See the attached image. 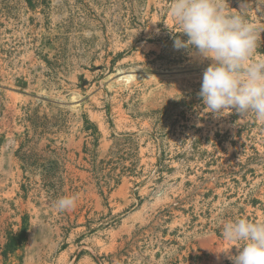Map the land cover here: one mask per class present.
I'll use <instances>...</instances> for the list:
<instances>
[{"label": "rangeland", "instance_id": "374dc122", "mask_svg": "<svg viewBox=\"0 0 264 264\" xmlns=\"http://www.w3.org/2000/svg\"><path fill=\"white\" fill-rule=\"evenodd\" d=\"M170 3L0 0V264H233L264 220V120L208 112ZM228 3L264 58V0Z\"/></svg>", "mask_w": 264, "mask_h": 264}, {"label": "clouds", "instance_id": "9594fccd", "mask_svg": "<svg viewBox=\"0 0 264 264\" xmlns=\"http://www.w3.org/2000/svg\"><path fill=\"white\" fill-rule=\"evenodd\" d=\"M247 6L242 4L241 10ZM229 8L228 0H171L168 11L180 29L171 31L187 37H176L174 48L188 50L200 62L210 61L199 91L208 112L220 116L235 110L264 120V58L253 59L262 30ZM77 201L76 196H64L55 207L72 210ZM222 234L234 243L219 252L229 254L233 264H264V220L230 221ZM233 246L236 255L230 254Z\"/></svg>", "mask_w": 264, "mask_h": 264}, {"label": "trees", "instance_id": "16d2710c", "mask_svg": "<svg viewBox=\"0 0 264 264\" xmlns=\"http://www.w3.org/2000/svg\"><path fill=\"white\" fill-rule=\"evenodd\" d=\"M18 243H19V242L16 240L15 236L10 235V236L8 237V243H7L6 246H5V250H4V252H7V251H10V250L14 249L15 246L18 245Z\"/></svg>", "mask_w": 264, "mask_h": 264}, {"label": "bare ground", "instance_id": "6f19581e", "mask_svg": "<svg viewBox=\"0 0 264 264\" xmlns=\"http://www.w3.org/2000/svg\"><path fill=\"white\" fill-rule=\"evenodd\" d=\"M126 80H129L130 79V76H126V78H125Z\"/></svg>", "mask_w": 264, "mask_h": 264}]
</instances>
